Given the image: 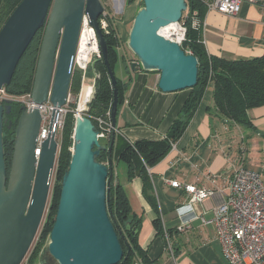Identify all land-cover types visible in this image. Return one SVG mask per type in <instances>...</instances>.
I'll list each match as a JSON object with an SVG mask.
<instances>
[{
    "label": "water",
    "instance_id": "1",
    "mask_svg": "<svg viewBox=\"0 0 264 264\" xmlns=\"http://www.w3.org/2000/svg\"><path fill=\"white\" fill-rule=\"evenodd\" d=\"M129 34L128 46L137 56L132 62L147 71H159L158 87L164 92L193 88L198 82L199 61L160 29L178 23L188 8L186 0H143ZM102 0H22L0 30V92L11 83L20 60L36 33L44 28L31 91L32 101L48 100L66 104L75 71V58L84 18L95 28L101 58L91 67L90 89L78 105L73 129L69 168L63 175L58 210L48 242L39 256L40 264H117L124 256L120 233L109 208L114 172L113 148L98 139V128L90 118L101 74L95 64L103 60L114 87L111 120L117 127L119 90L108 55V45L99 19ZM14 101L0 102V264H21L41 225L56 169L58 142L55 132L44 140L42 151L35 149L41 125L38 107L20 106L10 169L4 151L5 115ZM107 153V162L99 155ZM136 234V229H129ZM122 237H125L124 235ZM128 251L131 245L126 241Z\"/></svg>",
    "mask_w": 264,
    "mask_h": 264
},
{
    "label": "crops",
    "instance_id": "2",
    "mask_svg": "<svg viewBox=\"0 0 264 264\" xmlns=\"http://www.w3.org/2000/svg\"><path fill=\"white\" fill-rule=\"evenodd\" d=\"M202 34L209 56L236 60L262 55L264 0L255 4L244 2L237 15L207 8ZM118 52V64L125 69L118 76L124 81L130 78L131 84L118 109L115 143L166 138L191 90L162 91L158 87L159 71L144 70L141 64L136 70L128 71L126 66L130 67L138 59H133L131 54L127 59L122 46ZM212 94L213 83H210L183 136L166 156L149 167L151 187L147 194L142 177L130 178L127 162L113 156V180L123 186L133 212L142 219L138 242L152 264H227L216 239L215 225L204 224L202 219H211L214 208L226 201L231 165L242 162L253 170L264 165V105L248 111L251 127L225 124L207 112ZM242 153L244 160L240 159ZM170 180L215 190L210 198L195 205L196 217L184 230L178 228L181 220L177 208L187 202L189 195L173 187ZM157 219L163 233L159 232ZM166 232L171 238L173 253L168 248Z\"/></svg>",
    "mask_w": 264,
    "mask_h": 264
},
{
    "label": "trees",
    "instance_id": "3",
    "mask_svg": "<svg viewBox=\"0 0 264 264\" xmlns=\"http://www.w3.org/2000/svg\"><path fill=\"white\" fill-rule=\"evenodd\" d=\"M21 1L22 0H0V30ZM134 1L136 0H127L128 4H132ZM186 2L188 13L184 16L183 12L182 19L187 26V33L186 40L183 42L182 47L186 51L190 50L191 53L198 58V82L190 89L191 93L170 127L166 138L157 141L141 140L134 143L119 141L118 144H116L117 142L114 144L113 148V156L127 162L129 177L133 178L138 175L142 177L146 194L151 187L150 173L148 171L149 167L155 165L166 156L172 149V143L178 142L183 136L200 106L210 83H213L212 104L207 107V112L214 119H228L244 128L251 127L252 122L248 111L264 105V53L253 58L236 60H228L219 56H209L204 45L201 26L207 12V6L200 0H186ZM102 17H104L108 23L107 30L103 32L108 45L109 62L117 77L119 109L130 88L131 79L129 78L124 81L117 76L115 71L120 60L118 47L121 45V38L116 25V21L119 19L108 13H106L105 16L102 14L100 19ZM194 21L200 25H194ZM43 34L44 28H41L28 46L19 62L11 83L4 87L7 94L19 96L32 91ZM95 67L101 74V77L97 81V94L91 105V110L89 112L90 116L104 115L106 111L111 108L114 97L113 83L104 61H98ZM126 69L133 70L132 63L130 67L126 66ZM81 83V72L76 69L71 84V92L74 95L79 94ZM13 103L14 107L12 113H14L18 119L21 113V104L16 101ZM75 107H77L76 104H74L73 108ZM11 117L12 116L7 117L8 119L4 124L5 134L3 136L8 171L10 169L14 148L13 131L8 127L9 118ZM74 120V112H70L63 129L61 148L56 162L55 183L52 189L48 212L38 240L29 254L27 264H38L36 257L39 248L45 239L49 237L55 222L60 200L62 178L69 168L72 158ZM107 157L108 154L104 152L99 155V159L102 162H106ZM109 198L108 205L111 216L117 231L120 233L122 246L124 248V256L117 264H152L143 250H141L138 242V230L142 219L133 212L123 186L120 183L114 182L113 175ZM148 198L152 201L150 195H148ZM156 224L159 232L163 233L162 224L159 219L156 220ZM130 228H135L137 231L136 234H133L129 230ZM123 235L125 237H122ZM126 241H128L132 247L130 252L127 249Z\"/></svg>",
    "mask_w": 264,
    "mask_h": 264
},
{
    "label": "built area",
    "instance_id": "4",
    "mask_svg": "<svg viewBox=\"0 0 264 264\" xmlns=\"http://www.w3.org/2000/svg\"><path fill=\"white\" fill-rule=\"evenodd\" d=\"M204 2L208 10H217L220 13L228 15H237L244 2L259 3L262 0H200ZM188 10V9H187ZM196 12V11H195ZM105 16V14H104ZM100 26L103 31L107 30V20L102 17L99 19ZM194 25H200L194 21ZM203 26V23L202 25ZM92 30L98 42V36L95 28L84 18L78 41V47L75 58V66L86 72V68L78 63V56L81 46L82 33L86 30ZM169 39L177 41L181 46L186 40L187 26L181 19L176 26L167 29ZM191 53L190 50L186 51ZM101 51L98 42L97 58H100ZM92 56V55H91ZM83 78V81H85ZM82 92V90H81ZM80 94L74 95L70 91L67 96L66 104L59 107L50 101V95L47 101L42 104H35L32 101L31 92L12 96L2 90L0 92V102L7 99L19 102L28 109L38 107L41 113V125L37 137L35 154L39 156L42 151V143L44 140L55 132V138L58 142L57 159L61 148L63 129L66 124L67 116L70 112L77 114V108H73L80 100ZM90 116V115H89ZM90 118L94 121L98 128V139H110L113 133H118V128L114 127L111 120V108L104 115H93ZM225 124L233 123L228 119L223 120ZM233 124H236L235 122ZM60 139L58 140V134ZM103 143V142H102ZM175 143H172L174 147ZM73 149V148H72ZM242 153L240 159L242 160ZM244 160V159H243ZM107 162V161H106ZM231 178L229 181V192L226 201L214 208V216L211 219L203 218L204 224H214L216 227V239L220 245L221 254L227 264H264V165L259 170H253L242 162L231 165ZM173 187L180 188L187 192L189 198L185 204L177 208L178 217L181 220L180 230H184L185 226L196 217L195 205L202 202L214 193V189L206 186H197L191 183L182 184L177 180H170ZM185 227V228H184ZM168 248L173 253V244L168 232L165 233Z\"/></svg>",
    "mask_w": 264,
    "mask_h": 264
},
{
    "label": "rangeland",
    "instance_id": "5",
    "mask_svg": "<svg viewBox=\"0 0 264 264\" xmlns=\"http://www.w3.org/2000/svg\"><path fill=\"white\" fill-rule=\"evenodd\" d=\"M102 3L104 4V7H105L104 14L108 13L110 15H113L117 19H119V20H117V25H118L117 29H118V32H119V36L121 38L120 47L121 46L123 47V51H124L125 57L128 59L129 54H131L133 59H138L136 57V55L129 48L128 40H129V34H130V31H131V28H132V25H133V22H134L135 15L144 6L143 0H136L132 4H128L127 0H102ZM187 13H188V10H186L184 12V16H186ZM163 35L164 36L168 35L167 30H165L163 32ZM100 56H101V54H100ZM93 58L95 59L97 57H93ZM137 62H138V60H137ZM76 69L80 70L81 76H82L81 88H80V90L78 92L80 94L82 88L84 87V83L85 82L83 81V78H85V76L87 75V70L85 72L84 70L80 69L79 66H77V65L75 66V70ZM121 70H123L125 72L124 67L121 68L120 64H118L116 69H115L117 76L118 75L120 76ZM128 71H130V69ZM76 105L78 107L79 99H77ZM58 135L59 136L57 138L59 140L60 139L59 138L60 137V133ZM102 142L103 143H107L108 140L103 139ZM122 166H123L122 168H125V164L123 162H122ZM54 183H55V172H54V175H53L51 188H50V193H49V198H48L46 210H45L41 225L39 227L38 233H37V235H36V237H35V239L33 241V244L31 246L30 250L28 251L27 255L25 256V258H24V260H23V262L21 264H27V260L29 258V254L31 253L34 245L36 244V242L38 240L42 225L44 223L46 214L48 212V207H49V204H50V198H51V194H52V189H53ZM48 238L45 239V241L43 242V244L39 248V252H38V255L36 257L37 260H38V264H40L39 263L40 253H41L42 249L44 248V246L47 244Z\"/></svg>",
    "mask_w": 264,
    "mask_h": 264
},
{
    "label": "bare ground",
    "instance_id": "6",
    "mask_svg": "<svg viewBox=\"0 0 264 264\" xmlns=\"http://www.w3.org/2000/svg\"><path fill=\"white\" fill-rule=\"evenodd\" d=\"M176 26V23H172L168 26H165L160 29V33L163 35V32L169 28H173ZM97 51H98V42L97 37L95 33L92 30L86 29L82 33V39H81V46L78 56V63L86 68L87 75L84 83V87L82 88V92L80 95L79 104L80 106L83 105L87 99V94L89 92L90 87V67L94 61L93 57H97ZM92 55V56H91ZM96 59V58H95Z\"/></svg>",
    "mask_w": 264,
    "mask_h": 264
},
{
    "label": "flooded vegetation",
    "instance_id": "7",
    "mask_svg": "<svg viewBox=\"0 0 264 264\" xmlns=\"http://www.w3.org/2000/svg\"><path fill=\"white\" fill-rule=\"evenodd\" d=\"M9 116H12V117L9 118L10 120H9L8 127H9L10 130L13 131V136H14V139H15V134H16V129H17V125H18V120H19L20 114L18 116V119H17V116H15L14 113H11L9 115H5V122L7 121V119H8L7 117H9ZM16 119H17V121H16ZM5 122H4V124H5ZM4 134H5V128H4Z\"/></svg>",
    "mask_w": 264,
    "mask_h": 264
}]
</instances>
